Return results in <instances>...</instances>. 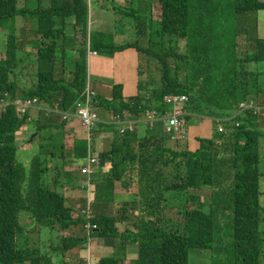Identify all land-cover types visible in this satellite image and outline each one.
Here are the masks:
<instances>
[{
    "label": "trees",
    "instance_id": "trees-1",
    "mask_svg": "<svg viewBox=\"0 0 264 264\" xmlns=\"http://www.w3.org/2000/svg\"><path fill=\"white\" fill-rule=\"evenodd\" d=\"M227 3L231 1L158 0L159 13L151 18L153 6L146 0L144 21L138 10L114 11L116 16L122 10L124 17L135 19V34L147 38L145 45L134 41L118 49L138 52L139 72L147 59H153L161 88L148 100L138 94L122 102L114 87L112 99L103 101L104 109L138 117L147 108L161 112L165 96L183 94L189 99L186 123L217 118L224 120L225 130L209 139L196 136L199 147L194 152L179 149L178 144L169 146L161 133L151 134L154 127L147 128L149 134L143 140L122 136L121 142L102 153L110 169L100 190L105 193L107 186L113 196H133L139 210L133 217L128 201L112 216L100 213L86 218L84 208L67 207L63 176L68 174L61 175L60 165L64 156L38 152L24 165L15 137L26 125L40 127L38 121L29 123V118L39 120L30 110H37L40 117L55 114L56 109L70 113L86 100L89 51L114 55V36L89 31L90 0H0V32L5 34L0 97L38 100L36 107L22 114L8 106L0 117V264H56L54 253L80 247L88 238L111 240L113 248L111 256L90 264H189L190 250L219 252L223 237L228 239L225 250L234 255L235 264H264V134L253 126L258 117L251 111L228 120L240 102L264 103L259 100L264 92L257 70L264 61V39L250 37L247 29H230L229 24L231 20L238 24V16L248 12L264 11V1L233 0L230 7ZM23 19L30 25L29 44L36 53L21 47ZM228 36L231 41L222 54V40ZM22 76L28 84L17 93L16 79ZM137 167L144 172L136 182L132 173ZM204 189L210 190L208 201L187 195L189 190ZM178 197L182 202L178 203ZM84 224L96 229L84 237H66L72 227L83 229ZM221 224L227 225L226 233L222 234ZM133 245L136 255L126 260L127 249Z\"/></svg>",
    "mask_w": 264,
    "mask_h": 264
},
{
    "label": "crops",
    "instance_id": "crops-1",
    "mask_svg": "<svg viewBox=\"0 0 264 264\" xmlns=\"http://www.w3.org/2000/svg\"><path fill=\"white\" fill-rule=\"evenodd\" d=\"M98 8V7H96ZM114 13H107L101 10L96 9L94 14H89L88 19V29L91 32H102L105 34H112L116 32L115 18L113 17ZM260 16L262 20L260 22ZM249 16H246V19L249 21ZM255 21H257V31L259 35H254L250 33V37H260V34H263L264 37V12L258 11L255 15ZM250 22V21H249ZM250 24H252L250 22ZM244 30V28H243ZM261 32H260V31ZM263 31V33H262ZM127 37L129 35L127 33ZM131 36L130 38H132ZM124 40V37H123ZM115 43L116 40L114 39ZM125 44V43H124ZM123 45V44H122ZM145 45V44H144ZM120 46V45H119ZM89 51V54L86 59L87 63V80H86V92L90 93L92 96L90 97V103L92 108L94 106H98L99 108L94 107L96 110L99 120L103 121V123H98L91 130H87L83 127L79 120H70L68 122H63L61 117L57 114L45 115L43 114L41 117L38 116L37 110H30L29 113L33 115L35 118H29V123L32 121H38V126L34 125H26L21 128L16 133V141L19 142L18 146H20L19 150H23V153L27 155L26 162L30 159V153L34 154V150H32L30 144L35 136L39 137V140L43 138L45 145L53 146L51 151L60 150L69 152L68 158H65V161L62 162L61 173L68 174L64 175V184L65 190L64 197L66 199L68 205V199L72 200L71 204L75 209L77 202H86V200H91L95 205H101L102 207L109 206L110 210L107 213H102L106 216L109 213L116 209V206L119 205L116 203L115 196H113L108 190L106 186V192L102 193L100 189L103 187L102 179L108 174L110 169V165L105 162L102 158V153L108 152L112 149V145L115 142H121V138L117 133V126L111 124L112 117L115 113L112 111H108L104 109L105 104L104 100H111L113 95L114 87H117V94L119 93L121 96L122 102H127L131 97H135L138 94L144 96L147 100L152 97L154 91H158L161 88L159 85L156 88H149L143 90L139 88L140 75L138 71L139 66V54L133 48H128L122 51L121 54L115 53L111 58H102L99 54L92 55ZM118 54V55H117ZM129 60V62H128ZM258 71L261 72L259 77H262L264 74V61L258 63ZM89 75L92 78H98L95 80L97 84L91 85L88 84ZM260 89L264 92V85L259 84ZM95 98H99L100 100H94ZM153 103L154 100L150 99ZM264 102V94L263 99H259ZM119 101V100H117ZM83 102H79L78 104H82ZM155 105V104H154ZM148 109V108H147ZM156 109V108H155ZM163 109V105H162ZM157 110V109H156ZM133 118L144 119V114L142 113L140 116H133ZM261 123L263 125L259 126V130L264 134V119L254 120V125L256 128L257 124ZM193 123L194 127L190 128V132H192V140H196L194 146H191L187 143V145H182L186 147L189 151L194 152L198 149L199 143L197 141L196 136L202 137V134L214 135L216 132V127L218 125H222L220 122H214L210 119H202V122H189ZM154 123L152 126L149 124L141 123L137 126L136 131L133 134H130V140L133 137H136L138 140H143L149 134V130L147 128H153L154 131L151 134L161 133V135L167 139V142L170 141L169 137L163 134L162 125ZM196 126V127H195ZM208 126V133L205 132V128ZM45 131H51L50 134L41 137ZM155 136V135H154ZM41 137V138H40ZM54 138L58 139L57 141L52 140ZM189 131H188V139ZM50 141V142H49ZM188 142V141H187ZM39 144V141H38ZM120 144V143H119ZM91 145V147H90ZM181 145V144H180ZM171 146V144H170ZM172 147V146H171ZM91 148V151H90ZM18 150V154L22 156V153ZM26 151V152H25ZM46 152V151H44ZM57 153V151H55ZM59 153V152H58ZM57 153V154H58ZM99 156V158H97ZM92 157L94 159V164H88V158ZM23 160V157H22ZM143 161L141 158L140 163ZM145 167V166H144ZM84 169H89V172H83ZM144 172L142 168L137 167V169L132 173V179L134 181H138L140 178V174ZM126 178V177H125ZM148 176L143 178V182L140 185V190L144 188V184L146 183ZM134 181L132 184H134ZM87 183V184H86ZM81 190L83 192H81ZM142 192V191H141ZM120 196V195H118ZM125 196V195H122ZM130 196V195H127ZM132 199L129 201H134V197L131 196ZM90 202V201H89ZM128 202V201H125ZM93 204V205H94ZM114 205V206H113ZM141 208V207H140ZM134 210H139V204H135ZM129 247H135L129 246ZM85 250L88 253L87 256H83V251ZM136 250V247H135ZM105 251V256L103 254L98 255V253ZM128 251V250H127ZM92 254V258H91ZM113 254V248L109 245V240H102L93 238L87 244L81 245L80 247H76L72 250L67 251L63 255L54 253V255H60L58 259H60L59 264H74L76 260L83 261L89 258L90 260H94L101 257H109ZM129 255V254H128ZM133 258L134 256H130ZM94 258V259H93ZM85 262V261H84ZM57 264V263H56Z\"/></svg>",
    "mask_w": 264,
    "mask_h": 264
},
{
    "label": "rangeland",
    "instance_id": "rangeland-1",
    "mask_svg": "<svg viewBox=\"0 0 264 264\" xmlns=\"http://www.w3.org/2000/svg\"><path fill=\"white\" fill-rule=\"evenodd\" d=\"M157 1L158 0H148V3H152V6H153L151 18H156L158 13H159V4L157 5ZM230 1H231V3H227L226 7H230L233 4V0H230ZM261 1H264V0H261ZM114 6L116 9H114ZM146 6H147L146 0H90V13L94 14L96 9L101 10L103 12H107V13H114V11H116L117 8L128 9L129 12L138 10L140 12L138 17L141 18L142 21H144L148 15L147 11L145 9ZM96 7H98V8H96ZM102 7H104L105 10L101 9ZM256 13L257 12H248V14H247V16L250 17L249 21L252 24H250L249 21H247V23H246V20H247L246 15H240L241 17L238 16V24L236 23L235 20L230 21V23H229L230 27H231L230 29L240 28L241 30H243V28H244V29H247L248 33H253L254 35H259L258 31H257V27L259 29V26H257V21H255ZM123 14H124L123 11L120 10L118 16L113 15V17L115 18L114 26L116 28V32L113 33V36H114V39L116 40V45H117V49L115 50V52L118 54L122 53V51L118 49L119 45H122L124 43L134 42V41L139 42L140 44H145L147 42V38L145 37L146 34H143V35H136L135 34V30H134L135 29L134 28L135 19L126 18V17H124ZM261 20H262V17L260 16V22H261ZM146 22H147V20L145 21V23ZM240 23H244V25H242L243 27H241V25H239ZM22 24H24L25 29H24V32L19 31L21 47H24L25 49L28 48V50H31L30 52L36 53L37 49L29 44V41L31 40V38L33 36V33L30 30V25L26 24L25 20ZM129 27H131V29H129ZM127 33L129 35V38L127 37ZM240 33H242V31ZM262 33H263V31H262ZM131 36H133V37L130 38ZM239 36L241 37V34H239ZM123 37H124V40H123ZM260 37L264 38L263 34H260ZM230 41H231V38L229 36L223 38V40H222V54H225V52H226L225 47L227 46V44ZM4 48H5V34L0 32V59L3 57V53L5 51V50H3ZM206 53H208V52H206ZM21 54H22V52L19 53L18 56H21ZM99 56L102 58L113 57V56H108L106 54H99ZM147 60H148V63H146L144 66H142L141 71L139 73V75H140L139 88H142L145 91H146V89H148V87L156 88L160 85L159 74L155 70L156 62L153 59H150V60L147 59ZM128 62H129V60H128ZM257 70H258V64H257ZM259 73L261 75V72H259ZM258 78H259V84L264 85V74L262 77H258ZM96 79H98V78H92V76L89 75L88 84H91V85L97 84V82H95ZM230 79H231V82H233L236 79V75L235 74L231 75ZM150 80L152 81L151 84L148 83V82H150ZM24 84H28V82L24 80L23 76L16 79L17 93H21L23 91V85ZM229 84H230V82L227 83V85H229ZM80 106H82V104H80V105L77 104L75 110L78 109ZM89 107L93 111H96L95 109H93L94 107L93 108H92V106H89ZM238 110H239V103L236 105V107L234 108L233 111L237 112ZM196 123H198V122H196ZM255 124H257L258 128H259V126L263 125L259 122L255 123ZM191 127H194V125L192 123H190L187 126V131H189V137L191 139L187 140L188 142H186L185 144L187 145V143H188L189 145L194 146L196 140H192L193 135H192V132H190ZM162 132H163V134H165L163 131V126H162ZM205 132L208 133V126L205 128ZM50 133H51V131H45L41 137H44ZM202 137L204 139H209L212 136L205 133V134H202ZM52 140H54V139H52ZM57 140L58 139H55L54 141H57ZM169 140H170V141H168L169 144L167 143L169 146H170V144H171V146H175L178 144L179 145L178 148L180 149L181 145L179 143H177L179 140L178 141H173L171 139H169ZM38 141H39V144H38ZM16 143L19 144V142H17V141H16ZM185 144H183V145H185ZM30 146H31L32 150H34V153L44 152V151L49 152L52 150V147H53V146H48L47 144L45 145L44 140H42V138L39 140L38 136H35L33 138ZM61 150L62 149L55 150V151L59 152L57 154V156L63 155L64 158H68V156H69L68 150L67 151H61ZM19 151L22 153V156L20 155V158L22 159V157H23V160L21 161V163H23L25 165L26 159H28L27 155H25V153H23V150H19ZM29 153H30V151H29ZM31 156H32V154L30 153V157ZM97 158H99V156H97ZM29 161H30V159H29ZM49 163H50V161L47 164H49ZM54 166L56 167L57 164ZM54 166H53V168H54ZM24 167H26V166H24ZM44 177L48 178V174L46 173L44 175ZM61 179H62V176H61ZM262 182H263V184H262ZM261 185H264V177L261 179ZM81 192H83V191L81 190ZM187 195L189 198H194L196 201H198V199H199L201 202H205V201H208L210 198V190L209 189H204L202 191L189 190L187 192ZM115 198H117L116 203L119 204L116 206V208L118 206H120L121 203H125V201H129L132 199L131 196H122V195H120V196L116 195ZM262 199H263V197L261 198V200ZM134 200H135V198H134ZM178 200H179L178 203L182 202V198L178 197ZM71 201L72 200L68 199V205H67L68 208H74L71 204ZM129 202H130V204L127 205L126 207H129L131 209L130 214L133 215V217H134V214L136 212V210H134L135 203H133V201H129ZM262 205H264V199H263ZM85 206H86V202H83V204H81V202H77V205L75 206V211H78V210L81 211L83 208H85ZM108 209L110 210L109 206L102 207L101 205H95L94 204L93 205V214H94V216L98 215L100 213L106 214L107 211H109ZM75 211H74L73 216H75V214H76ZM114 212H115V209L112 210L108 216H112L114 214ZM128 227H129V230L135 232L133 225H129ZM221 227H222V234L226 233L227 232V229H226L227 225L221 224ZM262 230H264V225L262 226ZM65 235H66V237L80 238V237H84L86 235V232L80 226H76V227H72L69 231H67V233H65ZM227 241H228L227 238H224V237L222 238L220 245H218L221 247L219 252L208 251V250H196V249L190 250V252H189V264H235L236 261H235L234 255L230 251L225 250V246H226ZM109 245L112 248V241L111 240H109ZM127 250L128 251H127L126 260H130L132 258H130L129 255L135 256L136 250H135V247H128ZM82 251H83V256L88 257V253L85 250H82ZM262 251L264 253V245L262 247ZM58 254L63 255L62 253H58ZM101 254H103L104 256L106 255L105 251L98 253V255H101ZM59 256L60 255H54L52 257V260L57 264H59V262H60V259H58ZM91 258H92V254H91ZM84 261H86V260H84ZM90 262H92V260H90ZM262 262L264 263V254L262 256ZM238 263H239V261H238ZM86 264H90L89 258H87Z\"/></svg>",
    "mask_w": 264,
    "mask_h": 264
},
{
    "label": "built area",
    "instance_id": "built-area-1",
    "mask_svg": "<svg viewBox=\"0 0 264 264\" xmlns=\"http://www.w3.org/2000/svg\"><path fill=\"white\" fill-rule=\"evenodd\" d=\"M95 55V52H92ZM188 96L173 94L167 95L162 100L164 111L162 114L158 113L156 109H148L144 113V119H129L126 116L116 114L113 116L111 123L116 125L118 128V135L124 136L131 134L135 131L136 126L140 123L149 124L152 126L154 123H161L163 131L166 136L171 138L185 139L187 134V123L186 117L189 116L186 106L188 105ZM38 104L37 99L30 98H10L7 94H4L0 98V115L5 106L12 105L18 113H24L28 108H34ZM240 108L243 110L247 108L252 110L253 114L264 117V107L253 106L252 103L248 105L241 104ZM62 119L69 121L72 119H78L86 129H91L99 122L98 115L90 107L88 102L85 103L84 107L77 109L73 113H61ZM237 125V124H236ZM218 131H222L219 127ZM90 163H94V159H89ZM87 171L88 170H84ZM87 218H89V210L83 212ZM85 229L89 230L90 225L86 224Z\"/></svg>",
    "mask_w": 264,
    "mask_h": 264
},
{
    "label": "clouds",
    "instance_id": "clouds-1",
    "mask_svg": "<svg viewBox=\"0 0 264 264\" xmlns=\"http://www.w3.org/2000/svg\"><path fill=\"white\" fill-rule=\"evenodd\" d=\"M90 53H92V52H90ZM95 53L97 54V52H95ZM96 54H95V55H96ZM92 55H93V54H92ZM180 95H183V94H180ZM91 96H92V95H91L90 93L87 92V94H86V100L83 101L82 106H80L79 108L84 107V105H85L86 102H88L89 106H92L91 103H90V101H89ZM2 97H3V96H2ZM2 97H0V98H2ZM14 98H19V97H14ZM23 99H24V98H23ZM188 101H189V100H188ZM249 103H252L253 106L264 107V103H260V102H257V103H256V102H253V101H249ZM162 104H163V103H162ZM241 104L246 105L244 102H240V103H239V110H238L237 112H234V115H232L231 117H229L228 120H230V119H234L235 116H239V115H242V114H246L248 111H251V112H252V110H248L247 108H245V109L242 110V109L240 108V105H241ZM8 106H12V105H8ZM8 106H5L4 108H6V107H8ZM4 108H3V110H4ZM79 108H78V109H79ZM149 109H153V108H149ZM154 109H155V108H154ZM3 110H2V112H3ZM147 110H148V109H147ZM75 111H77V109H76V110L74 109V110H73L72 112H70V113H73V112H75ZM145 111H146V110H144V113H145ZM163 111H164V106H163V109H162L161 112L157 110V112L160 113V114H162ZM43 112H44V111H43ZM94 112H96V111H94ZM54 113L57 114V115H59V116L61 117V119H62V115H61V113H65V112H60L58 109H56V111H54ZM144 113H143V114H144ZM252 113H253V112H252ZM96 114H97V112H96ZM116 114H119V113H115L114 115H116ZM97 115H98V114H97ZM114 115H113V116H114ZM120 115H122V116H126V117L129 118V119H132V118H133V117L129 116L127 113H123V114H120ZM1 116H2V113H1L0 117H1ZM257 117H258V119H264V117H261V116H258V115H257ZM98 118H99V116H98ZM112 118H113V117H112ZM206 118H208V119H210V120H213L214 122H220L222 125H218V126L216 127V131H217L218 133H223V132H224V130H225L224 125H223L224 120H222V119H217V118H213V119H212V118H209V117H206ZM133 119H138V118H133ZM72 120H73V119H72ZM75 120H78V119H75ZM228 120H227V121H228ZM62 121H64V120L62 119ZM69 121H70V120H69ZM67 122H68V121H67ZM191 122H198V123H200V122H202V119H200L199 121L194 119V120H192ZM228 122H229V121H228ZM80 123H81V122H80ZM98 123H103V121H100V120H99ZM98 123H97V124H98ZM97 124H96V125H97ZM111 124H112V123H111ZM140 124H141V123H140ZM187 124H188V123H187ZM233 124L235 125V127L238 125L236 121H235V123H233ZM236 124H237V125H236ZM81 125H82V124H81ZM96 125H95V126H96ZM112 125H114V124H112ZM138 125H139V124H138ZM138 125H137V126H138ZM161 125H162V124H161ZM82 126H83V125H82ZM115 126H116V125H115ZM137 126H136V128H137ZM83 127H84V126H83ZM93 127H94V126H93ZM93 127H92V128H93ZM219 127L222 128V131H220V132L218 131V128H219ZM92 128H91V129H92ZM91 129H89V130H91ZM87 130H88V129H87ZM117 130H118V128H117ZM135 131H136V129H135ZM135 131H134V132H135ZM117 132H118V131H117ZM134 132H133V133H134ZM133 133H131V134H133ZM120 137H122V136H120ZM168 137H169V136H168ZM169 138H170L171 140H173V141H178V140H179L177 143L181 144V146H182L184 143L187 142V139H188V133L186 134V138H185V139H181V138H171V137H169ZM90 147H91V145H90ZM182 147H184V146H182ZM90 151H91V148H90ZM90 158H92V157H90ZM90 158H88V161H89ZM88 164H89V165H91V164L93 165L94 163H90V162H88ZM84 170H86V169H84ZM87 170H88V172H89V169H87ZM86 172H87V171H86ZM89 201H90V202H89ZM93 204H94V203H92L91 200H88V199L86 200V206H85L84 209H85L86 211L89 210V212H90L89 218L93 215ZM86 218H87V217H86ZM85 225H86V224L83 225V229H84V231H85L86 233H89L90 231L96 229V226H95V225H91V224H89V225H90V229H89V230H86V229H85ZM92 239H93V238H88V240L85 241V242H83V243H84V244H87V243H88L90 240H92ZM84 244H82V245H84ZM56 253H60V252L58 251V252H56Z\"/></svg>",
    "mask_w": 264,
    "mask_h": 264
}]
</instances>
